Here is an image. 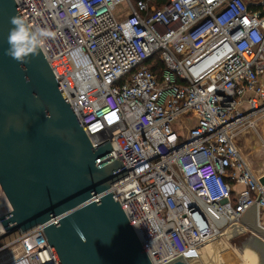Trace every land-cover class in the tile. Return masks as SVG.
<instances>
[{
    "label": "built area",
    "instance_id": "1",
    "mask_svg": "<svg viewBox=\"0 0 264 264\" xmlns=\"http://www.w3.org/2000/svg\"><path fill=\"white\" fill-rule=\"evenodd\" d=\"M154 1L16 0L49 33L42 49L93 146L110 140L128 170L111 188L162 264L251 209L264 219V173L238 146L264 113V0ZM12 210L0 184V217ZM8 234L0 218V264H59L42 226Z\"/></svg>",
    "mask_w": 264,
    "mask_h": 264
},
{
    "label": "water",
    "instance_id": "2",
    "mask_svg": "<svg viewBox=\"0 0 264 264\" xmlns=\"http://www.w3.org/2000/svg\"><path fill=\"white\" fill-rule=\"evenodd\" d=\"M16 0H0V184L13 210L6 231L42 226L59 264H153L112 186L129 175L110 140L93 146L42 48L26 62L6 55ZM264 184V177L260 178ZM240 245L264 264V227ZM162 264H204L192 248Z\"/></svg>",
    "mask_w": 264,
    "mask_h": 264
},
{
    "label": "clouds",
    "instance_id": "3",
    "mask_svg": "<svg viewBox=\"0 0 264 264\" xmlns=\"http://www.w3.org/2000/svg\"><path fill=\"white\" fill-rule=\"evenodd\" d=\"M13 28L9 32L6 55L18 62H26L25 58L29 54L36 53L45 43V38L49 35L43 29L33 30L29 28L20 17L11 18Z\"/></svg>",
    "mask_w": 264,
    "mask_h": 264
},
{
    "label": "crops",
    "instance_id": "4",
    "mask_svg": "<svg viewBox=\"0 0 264 264\" xmlns=\"http://www.w3.org/2000/svg\"><path fill=\"white\" fill-rule=\"evenodd\" d=\"M259 117L256 118L257 120L255 119L254 127H249L240 131L238 135V146L241 153L247 160L250 167L254 170V172L257 175H262L264 173V132H261L258 129L257 121H261V125H263L264 116L260 118ZM257 138L259 139V141H256ZM252 216L254 217L253 209L246 213L243 219V223L245 225L254 223L255 220H251Z\"/></svg>",
    "mask_w": 264,
    "mask_h": 264
},
{
    "label": "bare ground",
    "instance_id": "5",
    "mask_svg": "<svg viewBox=\"0 0 264 264\" xmlns=\"http://www.w3.org/2000/svg\"><path fill=\"white\" fill-rule=\"evenodd\" d=\"M262 226V224L260 223ZM264 227V226H262ZM231 231H224L223 233L219 234L217 237L218 239L222 240H229ZM211 242V241H210ZM223 242V241H221ZM240 247V246H239ZM217 248V250H216ZM216 251L214 255H217V259L215 260L212 256H209V252ZM197 253L200 256L202 262L204 264H252L254 263L253 255L246 250L244 252V256L240 254L239 250H237L234 246L230 247V245L226 243H218L215 246H210L209 244H204L197 249ZM213 255V256H214ZM209 256V257H207ZM205 258V259H203ZM216 258V257H215Z\"/></svg>",
    "mask_w": 264,
    "mask_h": 264
},
{
    "label": "rangeland",
    "instance_id": "6",
    "mask_svg": "<svg viewBox=\"0 0 264 264\" xmlns=\"http://www.w3.org/2000/svg\"><path fill=\"white\" fill-rule=\"evenodd\" d=\"M260 117H262V116H264V113L262 114V115H259ZM258 116V117H259ZM257 117V118H258ZM259 117V118H260ZM257 120V119H256ZM193 123L194 122H192L190 125H193ZM257 123H258V129L261 131V132H264L263 130H264V124L263 125H261V121H257ZM253 132V131H252ZM254 134V133H253ZM256 141H259V139L257 138V140ZM258 161H259V159H258ZM256 220V218L255 217H251V220ZM264 220V219H263ZM262 220V226H264V221ZM255 222V221H254ZM248 233H245V234H241V235H237V236H235V237H232V238H229V240H222V239H218V238H215V239H212V240H210L209 242H207L206 244L208 245H210V246H215V245H217L218 243H226V244H228V245H230V247H235L237 250H239V252H240V254L241 255H243V253H242V250L240 249V245H243V242L246 240V239H248L249 238V235L251 234V232L250 231H247ZM16 233L15 232H13V233H10V234H8L7 235V237H11V236H13V235H15ZM7 237H5V238H3V240L4 239H6ZM221 241H223V242H221ZM216 250H217V248H216ZM215 250L214 251H211V252H209V256H212L215 260L217 259V255H214L215 254ZM214 255V256H213ZM209 256H207V257H209ZM244 256V255H243ZM216 257V258H215ZM203 259H205V258H203ZM241 264H245V263H241Z\"/></svg>",
    "mask_w": 264,
    "mask_h": 264
},
{
    "label": "trees",
    "instance_id": "7",
    "mask_svg": "<svg viewBox=\"0 0 264 264\" xmlns=\"http://www.w3.org/2000/svg\"><path fill=\"white\" fill-rule=\"evenodd\" d=\"M167 0H155L154 3L157 5V7H162L165 3H166ZM154 71H158L157 68H155Z\"/></svg>",
    "mask_w": 264,
    "mask_h": 264
}]
</instances>
